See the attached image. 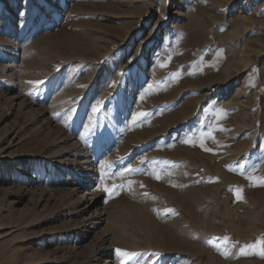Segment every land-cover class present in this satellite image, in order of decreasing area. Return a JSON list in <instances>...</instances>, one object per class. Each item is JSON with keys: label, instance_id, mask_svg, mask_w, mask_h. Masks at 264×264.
<instances>
[{"label": "rangeland", "instance_id": "obj_1", "mask_svg": "<svg viewBox=\"0 0 264 264\" xmlns=\"http://www.w3.org/2000/svg\"><path fill=\"white\" fill-rule=\"evenodd\" d=\"M101 250L264 264V0H0V264Z\"/></svg>", "mask_w": 264, "mask_h": 264}, {"label": "bare ground", "instance_id": "obj_2", "mask_svg": "<svg viewBox=\"0 0 264 264\" xmlns=\"http://www.w3.org/2000/svg\"><path fill=\"white\" fill-rule=\"evenodd\" d=\"M236 15H235V17H237ZM240 18L241 17L239 16V18H235V19L238 20V21H240ZM238 21H236V23ZM243 21H244V19H243ZM238 23H240V22H238ZM236 25H238V24H236ZM69 185L71 186V188H73V190L81 189L80 190L81 192L90 191L91 192V195L93 197H94V194L96 192V191L95 192L93 191L90 183H88V184H77V182L70 181L69 182ZM91 200H92V197H91ZM79 207L80 208L77 210L78 213L79 214H83V216L85 215V218L87 220V223H89L90 226L93 225V226H91L92 227V230L90 229V230H87L86 232L87 233L88 232H93L95 234L96 231L93 228L97 227V225L100 224L101 221H104L105 220L104 213H102V212H100L98 210V208H97L98 206H96V201L95 200H93V201L90 202V199H89L85 203H79ZM108 236H109V233L106 231V229L103 228L102 232H100V235L98 237V239L100 241L99 247L101 246V249L102 248L105 249V250L108 249V244H107V242L109 240V237ZM106 252H108V251H106ZM94 258L96 259V261H95L96 264H98L101 261V259L103 260V263L104 264H115V262H111V261L109 263L107 262L110 259V255L109 254H104V251L103 250L99 251L98 255H96Z\"/></svg>", "mask_w": 264, "mask_h": 264}, {"label": "snow or ice", "instance_id": "obj_3", "mask_svg": "<svg viewBox=\"0 0 264 264\" xmlns=\"http://www.w3.org/2000/svg\"><path fill=\"white\" fill-rule=\"evenodd\" d=\"M29 83H40V82L39 81H36V82H29ZM98 110H99L98 108H95V107L93 108V111H98ZM140 115H143V114L141 113ZM113 187H115V186H113ZM117 251H120V250L118 249ZM126 255H134V254H127L126 253Z\"/></svg>", "mask_w": 264, "mask_h": 264}]
</instances>
